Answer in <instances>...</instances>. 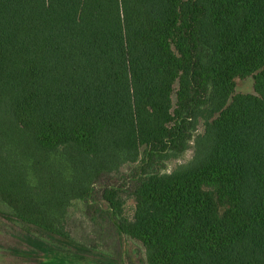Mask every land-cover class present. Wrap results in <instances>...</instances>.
I'll list each match as a JSON object with an SVG mask.
<instances>
[{
  "label": "trees",
  "instance_id": "1",
  "mask_svg": "<svg viewBox=\"0 0 264 264\" xmlns=\"http://www.w3.org/2000/svg\"><path fill=\"white\" fill-rule=\"evenodd\" d=\"M78 201L145 264H264V0H0V216L91 252Z\"/></svg>",
  "mask_w": 264,
  "mask_h": 264
},
{
  "label": "rangeland",
  "instance_id": "2",
  "mask_svg": "<svg viewBox=\"0 0 264 264\" xmlns=\"http://www.w3.org/2000/svg\"><path fill=\"white\" fill-rule=\"evenodd\" d=\"M254 78L237 79L236 92L254 93ZM202 127L200 131H202ZM194 141H192V144ZM194 155L191 146L179 159L168 162V171L181 163H186ZM128 168L125 167L123 171ZM135 201L130 198L126 203V213L132 215ZM85 206L81 201L71 209L70 229L72 234L81 241L100 244L91 252H46L30 244L24 234L12 222L0 216V264H145L144 248L139 243L127 241L122 251L119 236L113 224L108 220L103 227L91 222L85 215ZM99 218V217H98ZM37 253H32L36 252Z\"/></svg>",
  "mask_w": 264,
  "mask_h": 264
}]
</instances>
